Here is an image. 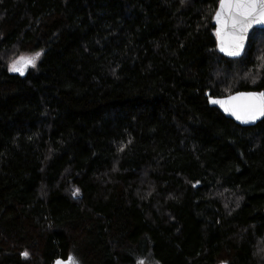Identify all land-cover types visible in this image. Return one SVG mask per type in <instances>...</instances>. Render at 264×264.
Wrapping results in <instances>:
<instances>
[{
	"label": "trees",
	"instance_id": "1",
	"mask_svg": "<svg viewBox=\"0 0 264 264\" xmlns=\"http://www.w3.org/2000/svg\"><path fill=\"white\" fill-rule=\"evenodd\" d=\"M219 3L0 0V264H264V120L206 96L264 92V29L222 55Z\"/></svg>",
	"mask_w": 264,
	"mask_h": 264
},
{
	"label": "snow or ice",
	"instance_id": "2",
	"mask_svg": "<svg viewBox=\"0 0 264 264\" xmlns=\"http://www.w3.org/2000/svg\"><path fill=\"white\" fill-rule=\"evenodd\" d=\"M215 20L221 26L217 35L221 36L223 31L232 34L229 48L226 49L223 41L220 50L226 51L230 56L239 55L248 29L253 24L264 25V0H220L219 10L216 12ZM42 53H35L31 57H20L18 61L10 65L9 70L24 75L25 70L36 66V61ZM247 99L240 104L226 106L224 102L212 100V103H220L226 112H230L242 123H254L257 119L264 117V93L258 96L255 93L241 94ZM238 99V98H234ZM25 255H27L25 253ZM57 264H78L75 257L69 256L66 261H57ZM137 264H144L138 260Z\"/></svg>",
	"mask_w": 264,
	"mask_h": 264
},
{
	"label": "water",
	"instance_id": "3",
	"mask_svg": "<svg viewBox=\"0 0 264 264\" xmlns=\"http://www.w3.org/2000/svg\"><path fill=\"white\" fill-rule=\"evenodd\" d=\"M219 6H220V3H219ZM219 6H218L217 11L219 10ZM215 15H216V13H215ZM214 25H215V33H216V37H217L218 50L222 55H224L230 59H239L244 55V53L246 51L247 44H248L249 35L253 32L254 29H264V25L253 24L248 29V32L246 34V37H245V40L243 43V47H242L239 55L230 56L227 54L226 51L222 52L220 50V48H221V42L223 41L226 49L231 50L228 46L230 44L232 34L230 32L223 31L221 36L217 35V31L220 30L221 26L216 23L215 16H214ZM248 93H255L258 96L260 93H264V92L263 91H242V92H238V93H235V94L227 96V97H212L211 93L208 92L206 94V96L208 98L209 105L213 108L218 109L226 118L234 121L237 125H239L241 127H254V126L258 125L261 121H263L264 117L257 119L254 123H242L241 121L237 120L233 115H231L230 112H226L224 107H221L220 103H212L211 102L212 100L224 102L226 106H230L233 104H240V103H243L247 99L246 95L242 96L241 94H248ZM234 98H238V99H234ZM59 261H62V260H59Z\"/></svg>",
	"mask_w": 264,
	"mask_h": 264
},
{
	"label": "rangeland",
	"instance_id": "4",
	"mask_svg": "<svg viewBox=\"0 0 264 264\" xmlns=\"http://www.w3.org/2000/svg\"><path fill=\"white\" fill-rule=\"evenodd\" d=\"M36 53H37V52H36ZM39 53H42V52L40 51ZM33 55H35V53H32V54H25V53H23V54H21L19 57H17V58H16V59H15L10 65H12L14 62L18 61L20 57H31V56H33ZM41 55H42V54H41ZM40 57H41V56H40ZM40 57H39L38 60L36 61V65H37V63H38ZM30 68H33V67L29 66V67L25 70V72H27ZM12 72H13V71H12ZM25 72H24V73H25ZM143 261H144V264H158L157 262H155V261H153V260H150V259H148L147 257L144 258ZM77 262H78V261H77ZM78 264H79V262H78Z\"/></svg>",
	"mask_w": 264,
	"mask_h": 264
}]
</instances>
